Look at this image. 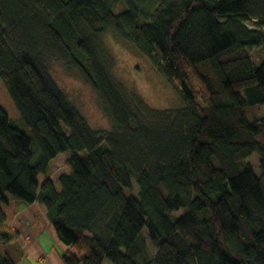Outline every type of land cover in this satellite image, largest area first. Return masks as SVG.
<instances>
[{"label": "trees", "instance_id": "1", "mask_svg": "<svg viewBox=\"0 0 264 264\" xmlns=\"http://www.w3.org/2000/svg\"><path fill=\"white\" fill-rule=\"evenodd\" d=\"M110 31L185 107L127 95L101 50ZM54 63L94 89L113 130L90 125ZM0 78L32 132L0 106V264H16L10 198L46 206L65 264H264V116L244 112L264 105V0H0Z\"/></svg>", "mask_w": 264, "mask_h": 264}, {"label": "rangeland", "instance_id": "2", "mask_svg": "<svg viewBox=\"0 0 264 264\" xmlns=\"http://www.w3.org/2000/svg\"><path fill=\"white\" fill-rule=\"evenodd\" d=\"M124 9H126V5L121 3L116 10L120 12ZM221 17L225 18L224 16ZM101 50L105 57L110 60L113 59L112 75L118 84L122 83L128 89L127 95L133 92L143 99L147 105L157 110H174L185 107L186 104L181 93L169 81L167 76L158 70L148 56L138 51L131 43L121 39L114 31L107 32L103 36ZM257 57L260 58L258 54ZM50 72L59 87L67 94L93 128L113 130V121L104 110L100 97L83 78L75 72L67 70L61 63L51 64ZM0 106L8 112L13 124L18 125L29 135H32L1 78ZM244 112L249 121H254L264 116V105L245 106ZM63 155L52 162V171L55 178L68 171L65 166L68 155ZM82 155L87 156V152L84 151ZM249 160L255 172L260 174L259 155L254 153ZM138 192L139 187L135 184L134 194L137 195ZM185 211V209H181L175 215L181 216ZM152 247L155 251L154 246Z\"/></svg>", "mask_w": 264, "mask_h": 264}, {"label": "crops", "instance_id": "3", "mask_svg": "<svg viewBox=\"0 0 264 264\" xmlns=\"http://www.w3.org/2000/svg\"><path fill=\"white\" fill-rule=\"evenodd\" d=\"M61 156L64 155L51 161V169L52 162ZM59 177L55 178L53 173L56 181ZM3 209L7 224L17 239L9 246L16 264H65L63 255L71 247L61 240L46 206L40 200L28 204L10 198L9 203L3 204Z\"/></svg>", "mask_w": 264, "mask_h": 264}]
</instances>
